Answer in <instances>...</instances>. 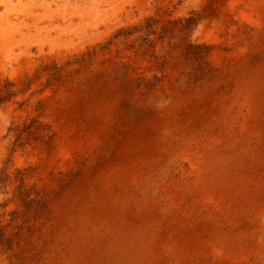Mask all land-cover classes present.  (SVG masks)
<instances>
[{"label": "bare ground", "instance_id": "bare-ground-1", "mask_svg": "<svg viewBox=\"0 0 264 264\" xmlns=\"http://www.w3.org/2000/svg\"><path fill=\"white\" fill-rule=\"evenodd\" d=\"M0 264H264V0H0Z\"/></svg>", "mask_w": 264, "mask_h": 264}, {"label": "rangeland", "instance_id": "rangeland-1", "mask_svg": "<svg viewBox=\"0 0 264 264\" xmlns=\"http://www.w3.org/2000/svg\"><path fill=\"white\" fill-rule=\"evenodd\" d=\"M149 19V9H147L144 13H136L135 15V22H141L143 20H148ZM57 68V66H55L54 70ZM22 69L26 72V67L22 66ZM30 129H32V126L30 127Z\"/></svg>", "mask_w": 264, "mask_h": 264}]
</instances>
